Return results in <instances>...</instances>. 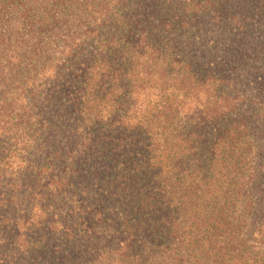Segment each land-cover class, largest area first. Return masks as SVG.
Masks as SVG:
<instances>
[{"label":"trees","instance_id":"1","mask_svg":"<svg viewBox=\"0 0 264 264\" xmlns=\"http://www.w3.org/2000/svg\"><path fill=\"white\" fill-rule=\"evenodd\" d=\"M255 17L0 0V264H264Z\"/></svg>","mask_w":264,"mask_h":264},{"label":"rangeland","instance_id":"2","mask_svg":"<svg viewBox=\"0 0 264 264\" xmlns=\"http://www.w3.org/2000/svg\"><path fill=\"white\" fill-rule=\"evenodd\" d=\"M257 9H260V8H258V5L256 6V10ZM252 14H254V12L252 13ZM256 18V17H255ZM258 20V18H256V21L254 22V27L256 26H259L260 28L258 29V31L260 32V34H261V60L260 61H258V63H256V62H254L253 64H252V66H253V69L254 70H256L257 72H256V76H254L253 74L251 75L249 72H247V70L244 68V70H243V74H244V76L243 77H241V76H238L237 74H236V72L234 71L233 72V78H247L246 80H245V82H242L241 80H240V82L241 83H243L244 85L242 86V87H240L241 88V90H245V89H249V91L250 90H253L252 92L254 93L255 92V90H256V92L259 90V88H261V89H263L264 88V0H261V21H259V23H258V25H256L257 24V21ZM257 31V32H258ZM247 66H250V65H247ZM252 66H251V68H252ZM250 70V69H249ZM260 79H261V82H260V84L258 83V85L257 84H255V82L257 83V82H259L260 81ZM262 91H264V90H262Z\"/></svg>","mask_w":264,"mask_h":264}]
</instances>
